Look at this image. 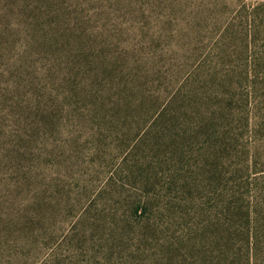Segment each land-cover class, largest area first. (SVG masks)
I'll list each match as a JSON object with an SVG mask.
<instances>
[{"label": "rangeland", "instance_id": "374dc122", "mask_svg": "<svg viewBox=\"0 0 264 264\" xmlns=\"http://www.w3.org/2000/svg\"><path fill=\"white\" fill-rule=\"evenodd\" d=\"M0 264H264V0H0Z\"/></svg>", "mask_w": 264, "mask_h": 264}]
</instances>
